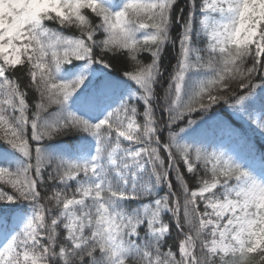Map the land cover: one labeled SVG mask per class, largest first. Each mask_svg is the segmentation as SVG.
Wrapping results in <instances>:
<instances>
[{"label": "snow or ice", "instance_id": "snow-or-ice-1", "mask_svg": "<svg viewBox=\"0 0 264 264\" xmlns=\"http://www.w3.org/2000/svg\"><path fill=\"white\" fill-rule=\"evenodd\" d=\"M0 264H264V0H0Z\"/></svg>", "mask_w": 264, "mask_h": 264}, {"label": "trees", "instance_id": "trees-1", "mask_svg": "<svg viewBox=\"0 0 264 264\" xmlns=\"http://www.w3.org/2000/svg\"><path fill=\"white\" fill-rule=\"evenodd\" d=\"M169 58H171V57H169ZM173 62H174V60H173Z\"/></svg>", "mask_w": 264, "mask_h": 264}]
</instances>
